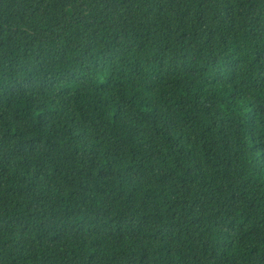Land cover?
I'll return each instance as SVG.
<instances>
[{"label":"trees","instance_id":"obj_1","mask_svg":"<svg viewBox=\"0 0 264 264\" xmlns=\"http://www.w3.org/2000/svg\"><path fill=\"white\" fill-rule=\"evenodd\" d=\"M0 264H264V0H0Z\"/></svg>","mask_w":264,"mask_h":264}]
</instances>
